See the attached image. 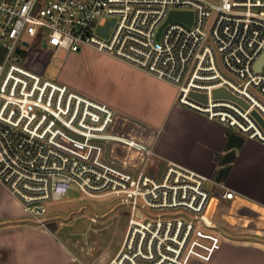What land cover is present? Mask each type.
<instances>
[{"label":"built area","instance_id":"obj_1","mask_svg":"<svg viewBox=\"0 0 264 264\" xmlns=\"http://www.w3.org/2000/svg\"><path fill=\"white\" fill-rule=\"evenodd\" d=\"M172 12L192 22L169 21ZM87 47L174 85L180 105L264 144L254 116L264 121V0H0L3 186L42 227L73 187L115 198L129 220L109 264L211 263L226 234L217 220L235 217L238 229L250 217L235 208L241 197L176 163L152 173L156 129L45 74L51 57ZM220 89L248 107L214 97Z\"/></svg>","mask_w":264,"mask_h":264},{"label":"crops","instance_id":"obj_2","mask_svg":"<svg viewBox=\"0 0 264 264\" xmlns=\"http://www.w3.org/2000/svg\"><path fill=\"white\" fill-rule=\"evenodd\" d=\"M87 49L100 53L97 54L99 59L111 65L109 68L114 75L106 97L95 92H79L156 129L157 166L165 168L170 162L176 163L208 180L219 182L217 175L223 165L216 161V157L226 155L228 129L187 107L179 106L178 89L174 85L158 80L112 55L90 47ZM243 140V145L235 149L236 158L228 177L220 182L241 197L242 200L235 205L236 209L246 207L243 211L248 210L257 218L250 215L240 220L238 229L231 226L236 222L235 217L224 215L226 221L217 220L226 234L223 246L209 264H227L226 257L234 252L240 256L235 264H252V256L264 254V144ZM211 181L206 183L207 186H214ZM211 190L218 195L215 187ZM221 207L223 212L231 208L229 203ZM252 219L256 224L249 227L247 224L252 223ZM58 233L56 229L36 224L0 182V264H89L75 251L70 238ZM117 252L112 253L105 264Z\"/></svg>","mask_w":264,"mask_h":264},{"label":"rangeland","instance_id":"obj_3","mask_svg":"<svg viewBox=\"0 0 264 264\" xmlns=\"http://www.w3.org/2000/svg\"><path fill=\"white\" fill-rule=\"evenodd\" d=\"M97 54L100 53L87 48L79 53L63 52L58 57L49 59L44 72L78 92L87 94L95 92L106 97L114 72L109 68L111 65L99 59ZM155 169L153 167L151 172L161 175L164 168L155 165ZM207 187L210 190L214 188L210 184ZM141 214L147 212L141 211ZM247 215L257 218L250 211ZM43 218L46 227L55 228L56 231L70 238V244L84 261L89 264H105L109 256L119 251L123 244L129 210L121 206L113 197L91 198L73 187L67 197L50 204L48 215ZM253 221L252 219V223L247 225L250 227L253 223L256 224ZM262 256L264 254L252 256V264L264 263ZM239 258L237 252H234L226 257V263L235 264Z\"/></svg>","mask_w":264,"mask_h":264},{"label":"trees","instance_id":"obj_4","mask_svg":"<svg viewBox=\"0 0 264 264\" xmlns=\"http://www.w3.org/2000/svg\"><path fill=\"white\" fill-rule=\"evenodd\" d=\"M228 142L226 145V155L224 157L218 156L216 157V161L221 162L223 168L218 172L217 181H225L230 173L231 164L235 161L236 151L235 149H239L244 140L236 136L231 130H228ZM55 230V228L53 229Z\"/></svg>","mask_w":264,"mask_h":264},{"label":"water","instance_id":"obj_5","mask_svg":"<svg viewBox=\"0 0 264 264\" xmlns=\"http://www.w3.org/2000/svg\"><path fill=\"white\" fill-rule=\"evenodd\" d=\"M170 20H182V21H186L188 23L192 22V14L191 13H184V12H172L169 21ZM104 31V30H103ZM104 34H107V30L104 32ZM264 63V56L260 59V61L258 62L256 69H260L261 65ZM191 97L196 99V100H200L203 102H207V95H197V94H191ZM214 97L217 98H227V99H232L234 101H237L241 104L244 105V107H248L246 103H244L242 100L237 99L235 96H233L231 93H229L226 90L220 89V90H216L214 91ZM254 116H256V118L261 122V124L264 126V121L262 120V118L256 113L254 112Z\"/></svg>","mask_w":264,"mask_h":264}]
</instances>
